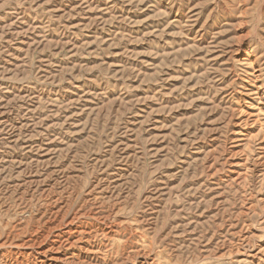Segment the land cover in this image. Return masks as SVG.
I'll return each instance as SVG.
<instances>
[{
    "label": "rangeland",
    "instance_id": "obj_1",
    "mask_svg": "<svg viewBox=\"0 0 264 264\" xmlns=\"http://www.w3.org/2000/svg\"><path fill=\"white\" fill-rule=\"evenodd\" d=\"M0 264H264V0H0Z\"/></svg>",
    "mask_w": 264,
    "mask_h": 264
},
{
    "label": "bare ground",
    "instance_id": "obj_2",
    "mask_svg": "<svg viewBox=\"0 0 264 264\" xmlns=\"http://www.w3.org/2000/svg\"><path fill=\"white\" fill-rule=\"evenodd\" d=\"M245 72H247V74H249L250 72H248V71H245ZM252 73V72H251ZM253 74V73H252ZM249 75H251V74H249Z\"/></svg>",
    "mask_w": 264,
    "mask_h": 264
}]
</instances>
